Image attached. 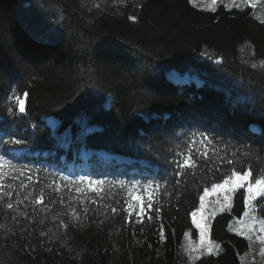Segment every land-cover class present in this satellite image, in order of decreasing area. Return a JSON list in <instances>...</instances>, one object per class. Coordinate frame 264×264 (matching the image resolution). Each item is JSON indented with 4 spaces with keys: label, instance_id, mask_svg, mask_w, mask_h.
Segmentation results:
<instances>
[{
    "label": "trees",
    "instance_id": "1",
    "mask_svg": "<svg viewBox=\"0 0 264 264\" xmlns=\"http://www.w3.org/2000/svg\"><path fill=\"white\" fill-rule=\"evenodd\" d=\"M214 9L190 0H0V154L33 170L105 181L99 193L86 185L76 193L56 175L34 177L33 187L55 179L60 191L45 188L36 212L30 198L14 210L0 206V264H175L183 233L195 234L199 195L217 168L228 170L210 148L208 160L192 153L196 167L176 174L170 161L189 154L192 133L217 138V154L237 152L254 175L264 170V22L252 6ZM14 92L28 93L24 113ZM10 136L24 143L3 144ZM164 180L167 188L154 191L159 216L129 221L128 189L137 185L147 199L143 185ZM32 190L14 185L20 195L11 199ZM244 193L211 219L220 252L188 264H241L248 242L228 225L243 213Z\"/></svg>",
    "mask_w": 264,
    "mask_h": 264
},
{
    "label": "snow or ice",
    "instance_id": "2",
    "mask_svg": "<svg viewBox=\"0 0 264 264\" xmlns=\"http://www.w3.org/2000/svg\"><path fill=\"white\" fill-rule=\"evenodd\" d=\"M121 2H123V0H121ZM192 2L195 3V0H192ZM216 3L217 0H211L212 5H215ZM241 3L247 4L249 3V0H240V3H237L236 0H233V7H239ZM252 6H255L254 0ZM212 10L215 11L214 8ZM131 19L136 20V17L133 16L131 17ZM260 65L264 66V60L260 61ZM256 66L257 65L255 64L253 65V67ZM27 95V92H24L22 94H15L14 92L12 96L13 104L18 107L19 113H24L26 110L25 100L22 98V96L26 97ZM8 112L10 114H14L13 107H9ZM216 139L217 138L212 137L207 133H192L191 136L188 137L189 154L183 157L182 162L179 159H173L172 161H170V163L176 165V174L179 175L185 169L196 167V160L193 159L192 153H195L198 157H202L204 160H208L210 158L209 149L211 148L212 157L215 159V161H218L220 165L228 166V170L226 172L217 168L218 174L216 176V180L211 181L210 188H203L202 194L199 195V208L191 213L193 223L196 225V228L200 230L199 243L196 245L188 244L183 247H185V250L189 253L199 252V255H197L195 259H199L200 256L204 254L213 253L214 248L216 250H219V244L213 245V242L208 240V226L204 223H201L200 220L196 219L197 212H202L204 210L205 200L207 198L217 195H222L223 200L222 203L219 199L216 201L220 205V211L230 209L233 195L239 190L244 189V211L242 217L238 221L240 227L233 228L232 230L236 231L238 235L245 237L249 241V248L253 246L254 242L258 241L260 245L259 255L264 258V218L258 217L256 215V205L261 204V202L264 201V170H261L254 175V171L251 167L245 168L242 166V161L239 157H237V152L235 151L230 152V154L226 151L223 156H219L217 154V146L214 144V141ZM23 143V140L17 139L12 136H10L8 140L3 141V144L5 145H20ZM194 145H200L201 147H193ZM201 148H203V151H201ZM225 148H227V145H225ZM250 154V151L245 152L244 156H249ZM180 155L183 154L181 153ZM45 173L48 176L56 175L65 183V186L69 190H71L75 186L76 193H82L84 191L83 187H79L76 185H86L87 189L99 193L103 191V189L99 186L105 184L104 180H94L86 176H80L77 179H73L68 175L48 173L46 169L42 170L37 168L33 170L31 165L16 163L14 162V158H7L6 154H0V206L8 210H14L17 209L19 205L23 204L24 200L30 198L34 208V212H36L35 206L44 205L45 203V188H54L56 192L60 191V186L56 184L55 179H53L51 183H48L46 185L41 186L40 184H37L35 187H33L31 182H33L34 177L36 181H40L41 175ZM6 180L11 182L5 183ZM115 183L120 187L125 186L123 182L118 181ZM14 185L18 186L21 190H26L28 188H33V190L28 191L24 199L13 201L11 198L14 194L17 196L20 195V192L13 191ZM167 186V180H164L163 184L150 183L143 185V192L147 194V199H145L144 195L137 194L135 191H133V189L137 188V185H132L128 189V199L122 209L127 213V219L130 221L134 215L138 218V222L142 223L143 218L149 211L159 216V214L161 213V208L154 207V191L161 188L166 189ZM61 203H63V200H61ZM117 203H119V201H117ZM260 210L264 211V206H262ZM83 211L86 214L88 212V209L84 208ZM111 211L113 213H116L118 209L116 207H112ZM68 214L72 221L75 222L80 220V213L76 210V208L69 206ZM17 215L28 216V213L18 211ZM147 218L151 220L153 217L151 215H148ZM244 218H248L247 221H245ZM13 219H16V217L14 216ZM29 219H32V217H29ZM201 219H203V217H201ZM39 222L42 223L43 221ZM3 227L4 225L0 224V228ZM60 227L67 229L69 225L61 220ZM162 232L163 226H161V233ZM40 235L44 236L45 233L41 232ZM183 235L186 238L189 237L188 232H184ZM245 255H248V253H245Z\"/></svg>",
    "mask_w": 264,
    "mask_h": 264
},
{
    "label": "rangeland",
    "instance_id": "3",
    "mask_svg": "<svg viewBox=\"0 0 264 264\" xmlns=\"http://www.w3.org/2000/svg\"><path fill=\"white\" fill-rule=\"evenodd\" d=\"M190 1L192 2V0H190ZM236 2L240 3V0H236ZM254 2H255V5H257L258 7H257V9H253V13L259 20L264 22V14H263L264 13V0H254ZM218 3H223L227 7H233V0H217V3L215 5L211 4V0H195L194 4H196L198 6H201V7H205L207 9H213ZM249 5L250 6L253 5V0H249V3H247V4L241 3L240 6L236 7V8L237 9H245ZM168 76H169L170 79H172L175 82H179V83L189 82L188 76H183L185 78L184 80H176V79H174V78H176L175 77L176 75L174 73H169ZM193 80L195 82H198V80L196 78H193ZM47 120H48V123L50 124V126H55L56 123H57V121L51 120L49 118H47ZM88 130H90V129H88ZM69 166L71 167V165H69ZM210 187H208V188H210ZM133 191H135L137 194H141L142 195V191L139 188L133 189ZM218 199L221 201V203L223 202L222 195H217V196H212V197L207 198L205 200V208H204V210L202 212H197L196 219L200 220L201 223H204V224H206L208 226V228H207V237H208V230H209V227H210L211 219L215 215H217L218 213L222 212V211H220V205L216 202ZM256 207H257V205H256ZM198 208H199V205L195 209V211ZM242 215H243V213L241 214L240 217H235L229 222L228 229L230 231H232L233 228H239L240 227L238 221L240 220ZM256 215L258 217L262 218V216L259 215L257 213V211H256ZM201 217H203V219H201ZM244 219H245V221H247L248 218H244ZM191 221H192V216H191ZM192 225H193L194 229L196 230L195 233H197L198 235H197V237H195V235L192 234V230H187L186 232L189 233V237L186 238V237H184V235L182 236L180 244H179V257L176 260L175 264H184L185 262H190L192 260L194 261L195 257L197 255H199V252L189 253L188 251L185 250V247H183V246H186L188 244L196 245V244L199 243V231L200 230L196 228V225L193 223V221H192ZM247 242H248V250L249 249L252 250V247L249 248V241L248 240H247ZM213 245H215V244H213ZM214 251H216V250L214 249ZM219 252H220V250L218 252H215V253H219ZM204 255H207V254H204ZM184 256L187 257V258H185L187 260L184 259ZM243 256L244 255H240V258H241L242 261H243V258H242ZM188 258H190V259H188ZM244 264H247V262H244Z\"/></svg>",
    "mask_w": 264,
    "mask_h": 264
},
{
    "label": "crops",
    "instance_id": "4",
    "mask_svg": "<svg viewBox=\"0 0 264 264\" xmlns=\"http://www.w3.org/2000/svg\"><path fill=\"white\" fill-rule=\"evenodd\" d=\"M250 6V5H249ZM253 7V6H252ZM257 5H255L253 7V9H257ZM264 14V13H263ZM211 222V221H210ZM233 231V230H232ZM196 232V230H195ZM233 232H236V231H233ZM195 237H197V233L194 234ZM208 239L210 241L213 242V244H217L216 242H214L211 238H210V235H209V230H208ZM259 242H254L253 243V246H252V250H248V247L245 251H243L240 255H244L242 258H243V261L241 260L240 258V255H239V259H240V262L241 264H244V262H247V264H264V258H262L260 255H259ZM215 249V248H214ZM216 250V249H215ZM220 250V249H219ZM219 250H216L214 251L213 253L215 252H218ZM245 253H248V255H245ZM187 258L186 256H184V259ZM190 259V258H188ZM187 260V259H185ZM197 259H194V261H196ZM193 260L190 261V262H185L184 264H188V263H193L194 262Z\"/></svg>",
    "mask_w": 264,
    "mask_h": 264
},
{
    "label": "bare ground",
    "instance_id": "5",
    "mask_svg": "<svg viewBox=\"0 0 264 264\" xmlns=\"http://www.w3.org/2000/svg\"><path fill=\"white\" fill-rule=\"evenodd\" d=\"M49 119L56 121V119H54V118H52V117H49Z\"/></svg>",
    "mask_w": 264,
    "mask_h": 264
},
{
    "label": "water",
    "instance_id": "6",
    "mask_svg": "<svg viewBox=\"0 0 264 264\" xmlns=\"http://www.w3.org/2000/svg\"><path fill=\"white\" fill-rule=\"evenodd\" d=\"M178 76V75H177Z\"/></svg>",
    "mask_w": 264,
    "mask_h": 264
}]
</instances>
